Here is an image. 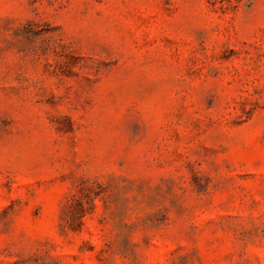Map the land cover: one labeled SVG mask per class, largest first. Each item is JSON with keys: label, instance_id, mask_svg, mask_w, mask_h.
<instances>
[{"label": "rangeland", "instance_id": "374dc122", "mask_svg": "<svg viewBox=\"0 0 264 264\" xmlns=\"http://www.w3.org/2000/svg\"><path fill=\"white\" fill-rule=\"evenodd\" d=\"M0 264H264V0H0Z\"/></svg>", "mask_w": 264, "mask_h": 264}]
</instances>
